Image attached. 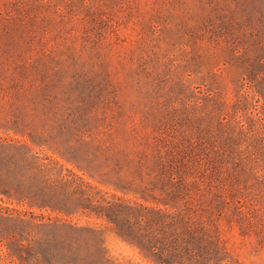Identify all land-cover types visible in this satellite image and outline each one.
Masks as SVG:
<instances>
[{
  "label": "rangeland",
  "instance_id": "obj_1",
  "mask_svg": "<svg viewBox=\"0 0 264 264\" xmlns=\"http://www.w3.org/2000/svg\"><path fill=\"white\" fill-rule=\"evenodd\" d=\"M0 264H264V0H0Z\"/></svg>",
  "mask_w": 264,
  "mask_h": 264
}]
</instances>
